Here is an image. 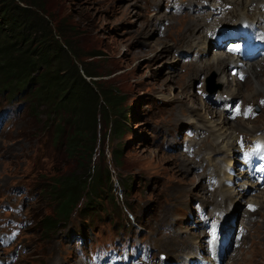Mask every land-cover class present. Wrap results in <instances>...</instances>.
Wrapping results in <instances>:
<instances>
[{
    "label": "rangeland",
    "instance_id": "rangeland-1",
    "mask_svg": "<svg viewBox=\"0 0 264 264\" xmlns=\"http://www.w3.org/2000/svg\"><path fill=\"white\" fill-rule=\"evenodd\" d=\"M24 1L42 5L55 31L64 35L60 41L71 43L79 60L100 75L97 80L101 85L124 97L127 119L112 118L120 119L124 126L121 138L113 139L112 119L109 126L99 128L101 142L98 140L93 163L111 171L112 191L89 205H83V200L69 223L47 235L40 223L51 215L53 201L46 199L45 189L58 172L81 171L80 165L63 149L54 147L45 115L39 116L41 109L37 110L26 96L13 98L0 90V235L15 223L25 224L15 245L9 248L0 245L3 261L0 264L8 260L11 264H86L90 253L123 243L147 250L152 264H185L198 258L197 254H202L204 248L206 251L205 222L199 218L201 207L206 211L208 222L219 212L225 214L226 221L234 220L236 228L244 221L249 224H243L248 232L242 239L243 246L235 249L232 245L233 250L227 251L229 256H225L224 264L233 261L236 255L235 264H264V207L257 206L258 210L250 214L251 220L247 219L249 211L246 213L250 200L264 190L243 184L239 178L238 154L227 149L230 144L239 148L240 136L248 143L252 139L249 136L255 133L234 132L229 127L232 124L219 133L207 128L217 125L212 121L230 119L232 112L223 111L229 88L220 81L228 75L229 82L236 84L233 81L236 76L229 68L231 71L226 70L222 78L214 69L197 77L194 71L188 77L198 64L214 61L217 43L211 33L202 31H197L195 37L205 35L209 40L201 39L198 48L181 41L188 31L185 23L190 17L203 14L202 6L214 7L222 1V8L232 7L233 18L256 22L258 4L253 3L246 11L241 10L239 16H233V10L242 6L230 0H193L200 2L198 9L186 8L180 0ZM239 1L242 5L249 3V0ZM171 6L185 12L178 15ZM217 11H211L216 23L221 17ZM260 12L264 13V7ZM177 16L179 19L174 20ZM179 21L183 22L182 26ZM211 22V18L205 19V23ZM97 52L102 55L92 57ZM197 59L193 62L195 65H190ZM258 71L262 72L259 77L264 81V65ZM209 86L215 90L213 95L208 94ZM251 86V79H246L242 94L235 99L260 106L259 117L252 121L242 116L230 123L243 121L247 128L260 130L254 136L261 137L264 106L260 101L264 93L248 103ZM220 96L224 99L221 102ZM202 99L210 100L223 115L214 119L206 113ZM102 143L106 160L100 156ZM115 151L122 153L120 160L116 161ZM227 165L230 167L226 168ZM224 170L231 176L230 182L226 181ZM212 175L217 184L210 180ZM220 185L230 192L234 190L237 197L225 203L224 190L216 191ZM239 191L247 195L241 199ZM205 199L211 204H206ZM12 254L16 257L11 258Z\"/></svg>",
    "mask_w": 264,
    "mask_h": 264
},
{
    "label": "trees",
    "instance_id": "trees-1",
    "mask_svg": "<svg viewBox=\"0 0 264 264\" xmlns=\"http://www.w3.org/2000/svg\"><path fill=\"white\" fill-rule=\"evenodd\" d=\"M0 13V90L13 98L26 96L41 109L52 144L76 159L81 169L58 172L45 189L53 207L40 224L51 235L71 221L83 200L89 205L112 191L111 171L93 162L100 126H109L113 117L127 119L125 99L99 83L100 75L79 60L69 41H60L64 35L55 31L42 5L0 0ZM112 120L113 139L121 138L124 126L120 119ZM100 156L106 160L104 144ZM121 156L115 151L116 161Z\"/></svg>",
    "mask_w": 264,
    "mask_h": 264
},
{
    "label": "bare ground",
    "instance_id": "bare-ground-1",
    "mask_svg": "<svg viewBox=\"0 0 264 264\" xmlns=\"http://www.w3.org/2000/svg\"><path fill=\"white\" fill-rule=\"evenodd\" d=\"M197 1V0H196ZM198 1H200V0H198ZM226 1V0H225ZM229 2H232L233 4H235V5H238V7H240V6H242L239 10L237 9V8H235V9H237V10H233V16H239V12L242 10V11H246V8H248L249 6H251L253 3H257L258 4V7H260V8H263L264 7V0H249V1H247V2H249V3H244L243 5H242V3H241V1H239V0H230ZM192 5L190 4V0H180V4H182L183 6H185L186 8H189V7H191V8H193L194 7V9H198V7H200L201 5H200V2L199 3H194L193 2V0H192ZM179 4V3H178ZM178 5V6H181V5ZM223 4V2L221 1L220 3H218V4H216L214 7H215V9L214 10H211L210 8H212V7H209V8H207V7H205V6H202V8H201V11L202 10H205L204 11V13L203 14H201V15H199V16H196V17H190V21L189 22H187V23H185V29L186 30H188L187 32H186V34L184 35H182V40L181 41H183V43L185 44L186 42H188L187 43V45H190V46H193L194 48H198V47H200L199 45H200V40L201 39H203V38H205V40L206 41H208L209 39L208 38H206V36L205 35H202L200 38H198V37H195L196 35V32L197 31H202L203 33H205V32H207V34L208 33H211L214 37H215V34H216V28H218V24H216V20L214 19V13H212L211 11H217V12H215V13H217V16H221V15H223V17L224 16H232V11L230 10H226L225 9V7L224 8H222V5ZM174 5V4H173ZM234 5V6H235ZM177 6V5H176ZM209 6H211V5H209ZM171 7H173V6H171ZM170 7V8H171ZM206 8H207V10H206ZM217 8V9H216ZM256 8V7H255ZM260 8L258 9V8H256L255 9V12L257 13V14H259V16H258V18H257V21L255 22V21H253L252 22V24H255V25H264V13H261L260 12ZM173 9H174V7H173ZM261 10H263V9H261ZM175 11V10H174ZM248 11V10H247ZM185 12V11H184ZM184 12H182V13H180V14H178V15H182ZM198 12V11H197ZM243 13V12H242ZM190 15V14H189ZM204 15H207V19H212V22L211 23H205V19L206 18H204ZM174 18V20H176V19H179V16H177V17H173ZM219 18V17H218ZM181 19V18H180ZM183 20V19H182ZM239 21H242L241 19H239ZM244 21V20H243ZM179 22H181V26H182V24H183V22L182 21H179ZM184 30V29H183ZM202 33V34H203ZM191 36V38H189ZM209 36V35H208ZM167 43V42H166ZM166 43L164 42V45H166ZM221 49V47H219L218 46V44H216L215 45V49ZM198 52H199V50H198ZM201 53H205V48L203 49V51H201ZM192 54V53H191ZM194 55H196V54H194ZM187 57V56H186ZM193 58V57H192ZM195 58V57H194ZM212 59V58H211ZM213 59H214V61L213 62H211V60H208V62L207 63H203L202 65H197L196 67H195V69L193 70V71H191L190 73H188V77H192V74H193V72L194 71H196V77L198 76V74H200V73H204L205 71H208L209 69H214L213 71H216L217 72V74L218 75H220L221 77L220 78H222V75L224 76L225 74H226V70H228L229 68L230 69H232L231 68V66H234V67H236V68H240V71L242 72V73H244V74H246L247 75V77H246V79H251V82H252V86H251V88H250V92H249V95H248V97H247V101H248V103H249V101L253 98V97H259V96H261V95H263V93H264V81L263 80H261V78L262 77H259V76H262V72H260V71H258L259 70V68L261 67V66H263L264 65V62H258V63H254L253 64V66H252V68L251 69H247V68H243V67H240L239 66V63H240V61L238 60V59H236L235 57H233V56H230V55H228V54H226L224 51H222V52H216V53H214V55H213ZM199 59H197V60H192L191 62V64L190 65H192L193 64V62H197ZM193 65H195V64H193ZM228 71H231V70H228ZM227 76L228 75H226V77H223L222 78V80L220 81L221 83H223V85L225 86V88H229V91H227L226 92V94H228V96L230 97V101H227V100H225V102H226V104L224 103V109H223V111L226 109V106H228V105H230V103H231V101L232 100H234L235 98H238V95H240V94H242V88L241 87H243V83H241L238 79H237V77H234L233 78V81L236 83V84H231V81L229 82V80H228V78H227ZM233 82V83H234ZM246 82V81H245ZM231 86L233 87V88H231ZM223 94H225V93H223ZM225 96V95H224ZM221 98H219V100H220V102L222 101V100H224V99H222V97L223 96H220ZM263 98V97H262ZM226 99V98H225ZM203 100V99H202ZM218 100V101H219ZM209 101L210 100H206V101H202L201 103L203 104V106L202 107H204V109H205V112L206 113H208L209 115H212V117L215 119L216 118V116H222L223 114H220L221 112H218V108L216 107V106H214V105H212V104H210L209 103ZM223 103V102H222ZM207 114V115H208ZM229 115V114H228ZM202 117V116H201ZM205 117V116H204ZM207 118H208V116H206ZM205 117V118H206ZM200 118V117H199ZM224 118H226V116L224 117ZM230 118V117H229ZM241 118V117H240ZM240 118H238V119H240ZM212 119V118H211ZM210 119V120H211ZM226 120V119H225ZM230 121H231V119H227L226 121H224V119H223V121H220V122H217V121H212V124H214V123H216L217 125H215L214 124V126H211V125H208V127L207 128H213L212 129V131H217L218 133L219 132H221V130L222 129H224V128H226L227 127V125H231V126H229L230 128H231V130H233L234 132H237V131H240V132H244V133H246V134H250V133H257L258 131H260V130H254L256 127H254L253 129H249V128H247V126H246V124L243 122V121H241V122H239V124H233V123H230ZM236 122V121H235ZM199 128H203V127H199ZM205 129V128H204ZM198 130H200V129H198ZM206 130V129H205ZM224 131V130H223ZM255 134H253V135H251V136H249L250 138H252L251 139V141H249L250 143H252L253 141H255V140H264V133L261 135V137H255L256 135ZM255 135V136H254ZM258 135V134H257ZM222 136V135H221ZM225 136V135H224ZM219 137H220V135H219ZM223 139V138H222ZM238 140H239V137H238ZM228 143V142H227ZM229 145V144H228ZM223 146V145H222ZM227 146V145H226ZM228 150H232V151H234V153L235 154H238L239 153V149L237 148V147H235L234 146V144H230L229 145V148H227ZM230 153V152H229ZM229 157V156H228ZM238 161V160H237ZM210 162V161H209ZM239 162V161H238ZM229 163H230V161H229ZM228 163V164H229ZM212 164V163H211ZM231 165V164H230ZM230 165H229V167H230ZM213 166V165H212ZM223 166V165H222ZM225 166V165H224ZM228 167V165H227V167L226 168H229ZM217 168H220V166L218 167L217 166ZM220 169H222V168H220ZM218 170V169H217ZM216 169H215V173H216V175H218L219 176V174H217V171ZM225 171V170H224ZM223 171V172H224ZM214 173V174H215ZM212 174V173H211ZM221 174V173H220ZM225 175H227V179H226V181H229V179H230V177L231 176H229L228 175V173L225 171ZM239 175V174H238ZM206 176V175H205ZM204 176V177H205ZM240 176V178L242 177V175L240 174L239 175ZM212 179H215L214 178V176L212 175L211 176V178H210V180H212ZM225 179V178H224ZM244 179V178H243ZM231 180V179H230ZM219 184V183H218ZM244 185H246V186H250V187H252V188H254V190H257V188H258V185H256V184H254V183H248V182H246L245 180H244V183H243ZM220 187H221V189H220ZM242 187V186H241ZM218 189H219V191H223V194H224V202L225 203H227L228 202V200L232 197V198H235V197H237V195L236 194H234V190L232 191V192H230L229 190H227V188L225 189L223 186H218V188H217V190L216 191H218ZM238 194H240V191H239V193ZM247 195V193L246 192H243V193H241L240 194V196H241V199H243L245 196ZM231 200V199H230ZM205 202H206V204H211L210 203V201L209 200H207V199H205L204 200ZM232 201V200H231ZM203 202V201H202ZM250 202H252L251 204H253V205H255V206H259V207H264V192H261V193H259L258 195H255L251 200H250ZM221 206V205H220ZM246 213H248V211L246 212ZM250 211H249V214H248V217H247V219L248 218H250V220H251V216H250ZM247 215V214H246ZM199 218H200V216H199ZM210 219L212 220L213 218L212 217H210ZM244 219H245V217H244ZM249 220V219H248ZM202 222V221H201ZM248 224V222H243V224ZM242 224V228L243 229H246V227H245V225H243ZM253 224V223H252ZM249 225V224H248ZM197 237V235L195 234V235H193L192 236V240L194 241V239ZM202 236L200 235V236H198V239L199 238H201ZM206 238H207V236H206ZM244 240V239H243ZM243 240H242V242H241V245L243 246ZM199 241V240H198ZM200 242V241H199ZM199 242H196L197 244L199 243ZM191 243H192V241H191ZM195 244V243H194ZM229 252V251H228ZM228 252H226V255L225 256H227L228 255ZM202 253H206V251H205V248L202 250ZM229 256V255H228ZM237 256V255H236ZM236 256H234V258H233V261H231V262H229L228 264H235V262L236 261H238L237 260V257ZM244 257V256H243ZM187 258V257H186ZM191 258H193V257H191ZM225 258V257H224ZM189 259V258H188ZM198 259V258H197ZM235 259V260H234ZM193 260V259H192ZM239 260H240V258H239ZM241 261V260H240ZM183 263V262H182ZM212 263V262H211ZM214 264V263H213Z\"/></svg>",
    "mask_w": 264,
    "mask_h": 264
},
{
    "label": "snow or ice",
    "instance_id": "snow-or-ice-1",
    "mask_svg": "<svg viewBox=\"0 0 264 264\" xmlns=\"http://www.w3.org/2000/svg\"><path fill=\"white\" fill-rule=\"evenodd\" d=\"M243 78V77H242ZM261 103H264V101H261ZM248 111L250 112L251 109H248ZM237 112H239V108L237 107ZM249 207L252 209V210H255V206L253 205H249ZM213 238H215V230H213Z\"/></svg>",
    "mask_w": 264,
    "mask_h": 264
}]
</instances>
